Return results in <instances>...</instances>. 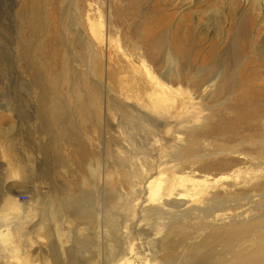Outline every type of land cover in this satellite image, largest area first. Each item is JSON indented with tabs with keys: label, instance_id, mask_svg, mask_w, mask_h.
<instances>
[{
	"label": "rangeland",
	"instance_id": "374dc122",
	"mask_svg": "<svg viewBox=\"0 0 264 264\" xmlns=\"http://www.w3.org/2000/svg\"><path fill=\"white\" fill-rule=\"evenodd\" d=\"M261 1L80 0L131 52L104 72L76 48L74 13L59 21L65 0H31L26 39L20 0H0V264L243 263L252 247L233 257L216 246L204 214L182 217L188 200L162 187L173 169L230 175L223 184L238 194L214 189L208 203L216 214L247 208L228 201L241 203L246 173L264 172Z\"/></svg>",
	"mask_w": 264,
	"mask_h": 264
},
{
	"label": "bare ground",
	"instance_id": "6f19581e",
	"mask_svg": "<svg viewBox=\"0 0 264 264\" xmlns=\"http://www.w3.org/2000/svg\"><path fill=\"white\" fill-rule=\"evenodd\" d=\"M30 1L31 0H20V7L14 12V16L18 23V37L21 39H26V31L30 28V12L35 16L38 11L37 5ZM54 1L55 0H53V2ZM251 1L252 0H244V3L247 4ZM263 1L264 0L260 2V6H264ZM78 2H80V0H65L67 9H64L65 12L63 13L62 20L60 19L59 21L61 24H64V16L71 11L74 13L72 23L74 26L73 36L76 38L74 39L76 42V48L79 49L82 56H87L89 58H102L106 66L104 65V68L101 69L104 72H108L109 65L106 64V61H109L115 55L118 56L120 54L130 57L131 52L122 44L120 45L119 36L117 37L116 34L112 32L114 27L113 22L110 18L104 19L103 11H101L100 8L93 7L92 4V7L89 5L90 7L88 10L87 6ZM50 20L52 34H50L48 39L54 41L57 38L55 30L58 26L56 10L50 15ZM35 21L37 22V20ZM62 32L63 31L61 30V34H63ZM133 49L138 55L143 56V52L139 48L134 46ZM173 75H175V72H173V67H171L162 77L167 81ZM152 94H156V92L154 91ZM157 99L161 101L159 93L157 94ZM256 159L258 160L257 164L260 165L264 163V149L259 151V157ZM178 171L179 170L173 169L171 173L165 177L162 190L170 200L177 199L180 202L184 199L188 200L189 208L183 212L182 217L188 218L190 214H193L195 211L202 212L207 219L206 225L208 231L203 234L204 236L209 232L206 238L207 240H216V246H219L224 242L226 248L233 249V257L237 255L240 256L245 250L248 251V247L250 246L252 248L241 264H264V191L261 190V188H264V172L256 171V173L245 174L247 175V178H244L245 191L243 192V195L238 198V201L241 203H237L233 200L228 201V203L241 204L247 208L241 211H233L231 214L226 215L216 214V208H218L217 205L212 206L208 202L212 196L211 192L217 191L214 189H226L229 190V192L238 194L232 186L223 184L224 181L229 180L230 175H222L219 178H215L210 174H206L204 177H196L193 175L182 174ZM233 179L236 181L238 180V177H234ZM177 200L175 201L180 203ZM158 211H166L169 214L171 213L168 212L165 207H159V210H157L156 213ZM174 214H172V216ZM178 217V214H176L175 217L173 216L174 219H177ZM151 218V224L158 228L159 222L156 221L155 216H151ZM164 222L169 223L168 220H164ZM253 255L255 256L256 261L258 259L260 260H258V262H250ZM184 261L185 263L190 262L189 255L185 256Z\"/></svg>",
	"mask_w": 264,
	"mask_h": 264
},
{
	"label": "built area",
	"instance_id": "2783aa9c",
	"mask_svg": "<svg viewBox=\"0 0 264 264\" xmlns=\"http://www.w3.org/2000/svg\"><path fill=\"white\" fill-rule=\"evenodd\" d=\"M21 198H22L23 200H27V199H28V195H27V194H22V195H21Z\"/></svg>",
	"mask_w": 264,
	"mask_h": 264
}]
</instances>
